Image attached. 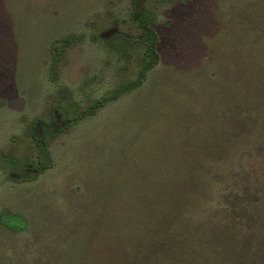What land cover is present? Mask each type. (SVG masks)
Instances as JSON below:
<instances>
[{"label":"rangeland","instance_id":"1","mask_svg":"<svg viewBox=\"0 0 264 264\" xmlns=\"http://www.w3.org/2000/svg\"><path fill=\"white\" fill-rule=\"evenodd\" d=\"M144 5L158 35L159 61L134 90L90 114L91 105L120 81L137 78L142 48L134 41L139 29L132 17L139 12L131 0H0V212L22 213L32 233L55 232L107 158L138 151L137 136L152 123L148 127L144 119L158 105H195L198 84L206 83L217 56L246 54L252 37L260 39L247 24L256 15L264 20V0H145ZM112 27L118 31L107 32ZM64 35L74 38L65 47L55 42L53 65L50 44ZM84 110L87 115L65 131L46 133L44 151L39 150L30 133L35 120L54 114L72 118ZM255 125L257 150L249 165L258 169L264 188V118ZM107 148L117 151L109 156ZM37 160L46 168L24 180L15 163ZM6 236L0 225V242ZM18 239L17 247L25 243V237ZM9 242L0 247L4 253Z\"/></svg>","mask_w":264,"mask_h":264},{"label":"trees","instance_id":"2","mask_svg":"<svg viewBox=\"0 0 264 264\" xmlns=\"http://www.w3.org/2000/svg\"><path fill=\"white\" fill-rule=\"evenodd\" d=\"M131 3L139 12L132 17L139 29L134 41L142 48L137 78L120 81L90 114L134 90L159 61L145 0ZM258 18L247 24L260 36L252 37L247 53L219 54L206 83L198 84L195 105L153 109L144 119L150 129L137 136L138 151L107 158L55 232L32 233L22 213L1 211L7 240L0 247L8 240L12 246L0 250V264H264V188L258 169L249 165L257 150L251 134L264 118V20ZM73 38L54 37L53 65L55 42L65 47ZM85 114L37 119L31 137L43 152L46 133L63 132ZM15 164L24 180L46 168L40 160ZM19 237L25 243L17 247Z\"/></svg>","mask_w":264,"mask_h":264},{"label":"flooded vegetation","instance_id":"3","mask_svg":"<svg viewBox=\"0 0 264 264\" xmlns=\"http://www.w3.org/2000/svg\"><path fill=\"white\" fill-rule=\"evenodd\" d=\"M114 30H115V31H118V30L115 29V27H112V28L109 29L107 32H111V31H114ZM137 36H138V33H136V37H137Z\"/></svg>","mask_w":264,"mask_h":264}]
</instances>
